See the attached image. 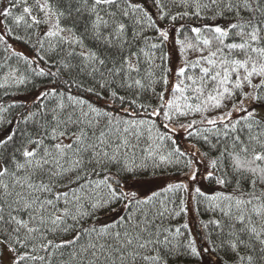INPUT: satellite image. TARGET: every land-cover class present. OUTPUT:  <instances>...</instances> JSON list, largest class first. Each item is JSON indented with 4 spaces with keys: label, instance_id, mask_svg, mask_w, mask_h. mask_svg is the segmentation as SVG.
<instances>
[{
    "label": "snow or ice",
    "instance_id": "snow-or-ice-1",
    "mask_svg": "<svg viewBox=\"0 0 264 264\" xmlns=\"http://www.w3.org/2000/svg\"><path fill=\"white\" fill-rule=\"evenodd\" d=\"M206 257L264 264V0H0V264Z\"/></svg>",
    "mask_w": 264,
    "mask_h": 264
},
{
    "label": "trees",
    "instance_id": "trees-1",
    "mask_svg": "<svg viewBox=\"0 0 264 264\" xmlns=\"http://www.w3.org/2000/svg\"><path fill=\"white\" fill-rule=\"evenodd\" d=\"M206 259L208 260V264H214V260H215L214 257L213 258L206 257ZM184 264H197V262L194 260H185Z\"/></svg>",
    "mask_w": 264,
    "mask_h": 264
},
{
    "label": "rangeland",
    "instance_id": "rangeland-1",
    "mask_svg": "<svg viewBox=\"0 0 264 264\" xmlns=\"http://www.w3.org/2000/svg\"><path fill=\"white\" fill-rule=\"evenodd\" d=\"M152 187H154V185H152V184H149V185H146V186H145L146 189H147V188H152Z\"/></svg>",
    "mask_w": 264,
    "mask_h": 264
}]
</instances>
